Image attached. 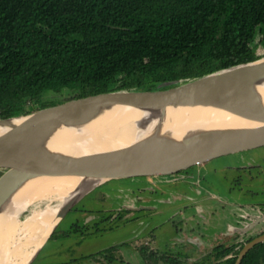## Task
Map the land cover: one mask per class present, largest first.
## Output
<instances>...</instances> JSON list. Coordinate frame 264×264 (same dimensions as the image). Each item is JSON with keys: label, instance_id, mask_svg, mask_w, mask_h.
Here are the masks:
<instances>
[{"label": "trees", "instance_id": "obj_1", "mask_svg": "<svg viewBox=\"0 0 264 264\" xmlns=\"http://www.w3.org/2000/svg\"><path fill=\"white\" fill-rule=\"evenodd\" d=\"M259 46L264 0H0V119L180 81L167 89L257 60ZM241 264H264V242Z\"/></svg>", "mask_w": 264, "mask_h": 264}, {"label": "water", "instance_id": "obj_2", "mask_svg": "<svg viewBox=\"0 0 264 264\" xmlns=\"http://www.w3.org/2000/svg\"><path fill=\"white\" fill-rule=\"evenodd\" d=\"M119 91L69 100L24 117L0 119V146L33 147L54 156L50 161L28 164L4 186L0 191V214L22 191L30 192L36 181L81 177L85 185L91 186L90 192L114 178L172 174L213 157L264 144V56L147 94L119 96ZM153 105L210 106L222 114L221 119L205 118L171 137L157 136L138 123L142 129L141 146L93 145L96 136L85 133L72 117L80 109L122 114L131 108ZM71 137L74 140L69 142ZM0 168L7 170L10 165L0 163ZM80 200L65 211L60 221ZM57 226L27 264L37 257ZM262 242L264 231L244 243L235 264H241L246 254Z\"/></svg>", "mask_w": 264, "mask_h": 264}, {"label": "rangeland", "instance_id": "obj_3", "mask_svg": "<svg viewBox=\"0 0 264 264\" xmlns=\"http://www.w3.org/2000/svg\"><path fill=\"white\" fill-rule=\"evenodd\" d=\"M257 41L258 39L255 43ZM258 52L264 56L262 46L258 47ZM166 86L167 84L161 83L156 89H129L130 92H124V89H121L117 94L119 96H125L133 92L147 94L151 91L162 90ZM52 96L61 98L67 96V94L52 93ZM4 170L5 168H0V175ZM181 176H187V178L177 180ZM255 178L257 180H254ZM184 181L192 182L196 188L199 185L204 190L203 195L207 196L206 205L215 204L218 207L221 206L222 210L225 207V212L223 211L222 214L216 213L214 210L210 214L214 220L222 218L219 231L223 230L232 217V208L242 207L243 203L249 201L264 202V144L213 157L204 163L192 165L172 174L114 178L96 186L83 199L81 198L82 200L70 208L58 224L56 233L52 234L53 236L51 235L50 241L44 245L42 252L30 264H164L167 255L163 253L159 246L153 245L152 239H157L159 232H161V235L170 234L161 230L169 229L168 226L171 224V220L176 221L177 214L170 215V213L171 210L177 209L178 204L181 202L176 192L175 194L170 192L183 186ZM147 185L152 186V192L150 190L145 191L147 188L143 186ZM148 193L149 197L162 198L161 201L156 199L159 201L156 203L161 208L168 206L171 210L151 216L149 213H154L156 210L148 212L140 209L135 212L143 218L141 220L132 219L128 222L132 202L135 201L137 206L142 204L139 202H143V205L146 204ZM215 193H217L216 197ZM132 198H134L133 201ZM122 204L127 206L126 209L120 210L119 215L113 222L104 223L105 227L110 225L113 229L102 233L103 228L101 225H86L87 227L84 228H88L89 231H84L83 227H79L86 220V214L98 213L101 216L108 217L111 214L108 211L110 208ZM190 206L192 208L194 204L192 203ZM27 213L28 211H25L21 214V217L25 218ZM210 215H206L204 218L209 220ZM195 216L203 220L200 215L195 214ZM247 217L250 218L249 221L254 220V217L250 215ZM239 218L244 219L245 217L239 215ZM142 220L152 221L149 223V225L152 224L151 228H148L149 230L142 232L144 227L141 223ZM74 224H79V226L75 229ZM159 224L161 226L156 227ZM99 235L102 238L99 239L101 243L94 246L93 240L97 237L100 238ZM254 235L257 234L250 235V237ZM125 240H127L126 243H124ZM116 241H122V243L109 246ZM96 247H99V249H95ZM169 257L177 263L176 256ZM215 260L217 263L218 261L215 258L211 261Z\"/></svg>", "mask_w": 264, "mask_h": 264}, {"label": "bare ground", "instance_id": "obj_4", "mask_svg": "<svg viewBox=\"0 0 264 264\" xmlns=\"http://www.w3.org/2000/svg\"><path fill=\"white\" fill-rule=\"evenodd\" d=\"M221 114L210 106L153 105L131 108L122 114L80 109L72 117L85 133L96 136L93 145L141 146L142 129L138 123L157 136L171 137L205 118L221 119ZM73 140L71 137L69 142ZM51 154L33 147L0 146V163L10 165L0 176V191L28 164L53 160ZM90 188L81 177L67 176L36 181L30 192L22 191L0 214V264H27L65 211ZM25 211L28 213L22 218Z\"/></svg>", "mask_w": 264, "mask_h": 264}, {"label": "crops", "instance_id": "obj_5", "mask_svg": "<svg viewBox=\"0 0 264 264\" xmlns=\"http://www.w3.org/2000/svg\"><path fill=\"white\" fill-rule=\"evenodd\" d=\"M254 180H257V178H255ZM184 182L185 184L183 186L173 189L170 192L173 194H175L176 192L177 193L176 195H178L181 201L180 204H178L177 206L176 221L171 220L170 222L171 224L168 226L169 229L161 230L164 233L166 231V233H170V234L161 235V232H159L158 234L159 237L154 240L152 239L153 245L159 246L163 251V253L167 255V260L166 259L164 260V264H186V263L214 264L216 263V260L213 262L211 260L213 258L216 259V253H215L216 246L222 244L226 246L235 244L236 245L235 249L241 250L245 242L249 241L250 238H254L255 236H258L260 233L264 231V226H263L264 202L260 203L259 201H249L247 203H243L242 207L236 206L232 208L231 209L232 217L228 221L226 228L219 231L220 225L222 223L221 221L222 218H218L217 220H214L210 214L211 211L213 210L216 213L222 214L225 212V207L222 210L221 206L218 207L215 204L209 206L206 205L205 201L207 200V196L203 195L204 190L201 189L199 185L196 188L192 184V182L189 183L187 181ZM263 195H264V188H263ZM216 196L217 193H215V197ZM156 199H159L160 201L162 200V198H156ZM156 199L152 198V196L149 197V193H148V197H146V201L148 202H145L146 204L144 205L143 202H139L142 204L137 206L135 201H133L134 198H132L133 201L132 210L137 211L141 209V211L144 210L148 212L152 210H156L154 211L153 214H150V215H155L158 213H163L170 209L168 206L161 208L158 205V203H156L159 202ZM164 201H168V200L164 199ZM192 203L194 204V206L190 208L191 207L190 205ZM118 207L119 206L112 207L109 209L111 214L108 215L109 220L107 222H113L116 219L117 216L116 210L118 209ZM133 213L134 212H132V214ZM195 214L203 217V220L197 218ZM206 215L207 216L210 215L209 220H206L204 218ZM239 215H242L245 218L241 219L239 218ZM248 215L254 217V220L249 221L250 218L247 217ZM86 216H87L86 220L82 223L81 226H79V224L78 225L74 224L73 227L76 229L77 226L84 227L89 224H94L98 226L103 218V216H101L98 213L86 214ZM142 218L143 216L139 217L138 215V218L136 220H141ZM141 223L144 225V227L142 228V232L149 230L148 228H151L152 224L149 225V223L151 222L148 221L146 222L142 220ZM103 226L105 227V225ZM159 226L161 225L159 224L156 227ZM238 230L241 231L239 232ZM256 231H260V232H256ZM253 234H257V235L250 237V235ZM52 236H50L47 242L50 241ZM99 239H102L101 236L100 238L97 237L96 239L93 240L94 246L99 245V243H101ZM47 242L45 243V245L47 244ZM126 242L127 240L124 241V243ZM120 243H122V241H116L115 243L109 246H114ZM42 249L39 252V254L42 252ZM95 249H99V247H96ZM236 250L218 259L217 261L223 263L227 259L233 257ZM169 256H176L177 263H175V261H173L174 259H171Z\"/></svg>", "mask_w": 264, "mask_h": 264}, {"label": "flooded vegetation", "instance_id": "obj_6", "mask_svg": "<svg viewBox=\"0 0 264 264\" xmlns=\"http://www.w3.org/2000/svg\"><path fill=\"white\" fill-rule=\"evenodd\" d=\"M238 167H240V166H238ZM243 167V166H242ZM244 168V167H243ZM194 173V172H193ZM190 175V174H189ZM193 175V174H192ZM190 177V176H189ZM187 178V176H181L179 179H177V180H180V179H186ZM143 187H146L147 189H145V191L146 190H150L151 191V189H152V186H150L149 187V185H147V186H143ZM142 187V188H143ZM144 191V192H145ZM152 192V191H151ZM145 194V193H144ZM168 202V201H167ZM161 203V202H160ZM161 204H164V203H161ZM162 206V205H161ZM163 206H166V205H163ZM126 207L127 206H125V204H122V205H120L119 207H118V209L116 210V213H117V215H119V213H120V210H122V209H126ZM131 210V212H134L133 214H131V212L129 213V217H128V219H130V220H128V222H130L132 219H137V217H138V214L134 211V210H132V209H130ZM109 211V210H108ZM172 212L170 213V215L172 214H174V213H176V211H177V209H174V210H171ZM135 213H136V215H135ZM150 214H153L152 212L151 213H149V215ZM151 216H154V215H151ZM177 216V215H176ZM139 217H141V216H139ZM116 218H117V216H116ZM109 219H108V217L107 216H103V218H102V221L100 222V223H102L103 225H104V223L105 222H107ZM125 222V221H124ZM127 222V221H126ZM147 222V221H146ZM148 222H152L151 220L150 221H148ZM99 223V225L98 226H100V225H102V224H100ZM84 227H87V226H84ZM82 228L84 231H89L88 230V228ZM101 227H103V226H101ZM111 229H113V227H111L110 225H107V227H103V230H102V232H105V231H108V230H111Z\"/></svg>", "mask_w": 264, "mask_h": 264}]
</instances>
